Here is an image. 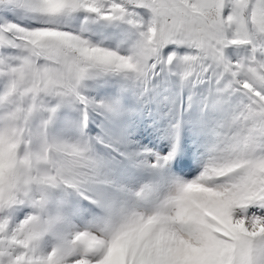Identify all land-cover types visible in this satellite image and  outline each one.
<instances>
[{
    "label": "snow or ice",
    "instance_id": "1",
    "mask_svg": "<svg viewBox=\"0 0 264 264\" xmlns=\"http://www.w3.org/2000/svg\"><path fill=\"white\" fill-rule=\"evenodd\" d=\"M0 264H264V0H0Z\"/></svg>",
    "mask_w": 264,
    "mask_h": 264
}]
</instances>
